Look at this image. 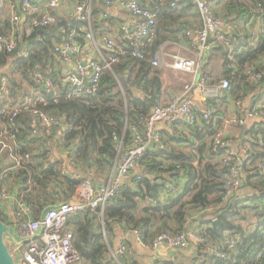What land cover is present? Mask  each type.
Returning a JSON list of instances; mask_svg holds the SVG:
<instances>
[{"label":"trees","instance_id":"obj_1","mask_svg":"<svg viewBox=\"0 0 264 264\" xmlns=\"http://www.w3.org/2000/svg\"><path fill=\"white\" fill-rule=\"evenodd\" d=\"M94 1L89 20L74 26L78 37H72L68 27L55 20L46 27L34 28L41 18L34 13L26 15L24 28L30 32L22 35L24 52L19 54L18 48L12 54L0 51V67L9 65L7 72L0 74V98L4 99L0 103V132L6 143V148L0 151V173L5 172L7 191H15V200L30 209L33 220L39 219L47 207L70 201L83 180L78 174H63L60 168L63 160L50 163V145L66 148L70 165L83 175L90 172L94 186H106L123 152L133 145L136 133L142 135L145 119L161 99L162 73L152 65L155 52L171 38L174 29L177 31L174 22L180 21L185 12H190L193 21H199L192 0H142V8L157 14L153 37L140 41L142 58L132 56L129 42L124 39L119 44L122 54L110 69L102 71L95 95L69 97L70 85L52 68L54 48L71 40L81 46L80 56H84L85 32L79 28L90 26L96 38L105 35L106 21L98 17L104 13L106 0ZM207 2L214 5L215 15L228 22L231 29L210 34L208 42L212 48L204 54L200 72L206 85L214 86L225 80L229 86L221 97L205 99L210 119L193 125L179 122L176 134L163 128L162 146L148 148L142 154L135 165L139 173L132 169V179L124 181L103 208L67 219L72 246L80 256L79 264H110L106 256L117 230L138 232L147 246L159 234L177 236L193 230L210 246L218 245L225 254V259H216L206 252L205 245H197L196 257L166 264H264V120L249 128L241 126L240 140L234 144L246 148L247 158L237 167L240 187L232 194L227 192V183L236 160L224 165L220 161L222 151H214L213 147L226 100L238 102L264 88V0ZM11 30V23L7 22L0 27V35L8 36ZM187 32L184 27L182 36L190 43ZM36 73L52 80L50 92L35 78ZM257 74L261 79L254 82L251 76ZM88 81L89 77L85 79L86 85ZM40 95L45 102L31 106L30 102ZM34 110L57 120L59 125L52 126L49 133L35 126ZM179 125L185 131L180 132ZM54 137H58L57 141H53ZM3 153L10 155L11 165H2ZM169 187L167 196L160 200ZM2 201L0 220L9 225L14 216L5 212ZM191 210L197 213V229L186 226ZM213 220H218L221 226H216ZM232 236L238 241L235 250L229 251L222 242ZM126 264L132 263L128 260Z\"/></svg>","mask_w":264,"mask_h":264},{"label":"built area","instance_id":"obj_2","mask_svg":"<svg viewBox=\"0 0 264 264\" xmlns=\"http://www.w3.org/2000/svg\"><path fill=\"white\" fill-rule=\"evenodd\" d=\"M4 1L0 0V4L4 3ZM62 2L63 0H48L47 5L51 9H56ZM192 2L200 16V26L188 31L186 35L190 38L193 48H199V50L195 52V60L175 56L171 67L176 71L199 75L202 58L212 48V44L208 42L210 34H219L223 30H230L231 26L213 13L212 7L207 0H192ZM105 5H115L123 8L137 19L135 27L123 29L122 34L129 42L132 56L142 58V54L139 51L140 41L144 38L150 39L153 37L157 24V14L140 7L134 0H106ZM35 12L36 8L33 7L31 0L21 1L18 10L12 14L10 35H0V51L8 54L16 52L15 31H17V25L20 23L22 16L31 15ZM76 12L77 16H79L76 23L89 19V12H84L81 5L77 6ZM52 21V18L46 15L34 23V28L46 27ZM89 27H80L79 29L85 32V37L89 39L91 45H94V55L97 58L87 59V57L80 56L81 46L71 40L62 41L54 48L55 55L72 67V70L67 71V77L64 80L70 85L69 97L95 95L102 71L110 69L112 64L118 61V56L122 54L121 46L111 36L103 35L100 38H96ZM73 32H75V28ZM157 64L156 61L152 63L153 66H157ZM87 77H89L88 85L85 82ZM35 78L43 82V87L47 92L53 89L51 79H44L38 73L35 74ZM251 79L254 82H258L261 79V75H252ZM228 86L229 84L225 80L213 86L206 85L204 79H200L197 83L186 84L180 94L168 104L162 105L159 103L155 106L144 121L145 130L142 135L135 134L133 145L123 152L120 163L106 186H94L93 176L89 172L84 175L83 180L77 186L74 200L57 202L43 212L39 219L35 220L30 219V209L13 198L15 207L13 214L14 229L13 233H10V225H8L9 233L5 239L15 264H79L80 256L72 246L73 236L67 228V219L80 212L103 208L105 203L117 192L119 186L124 181L132 179L130 172L132 169H136V162L142 154L148 148L162 146L160 135L162 129L160 127L167 130L170 134H176V124L179 122L193 125L194 123L210 119L211 112L208 109L199 110L194 96L195 92H200L203 99H216L222 96L223 90H227ZM43 102H45L44 97L40 95L30 102V105L34 106ZM237 105L239 106V104ZM16 113L17 111L14 110L12 116L15 117ZM32 113L36 116L33 124L41 126L47 133H49L52 126L59 125L57 120L37 110ZM246 118L264 120V99L257 106L255 105L251 110L247 111L245 118L233 117L227 119L223 124V130L219 131L213 140L214 151H222L220 161L224 165H227L231 159L236 160V165L230 168L229 181L227 183L228 194L236 192L240 187V170L237 167L247 158V150L243 146L236 147L231 140H224L223 132L231 124H245ZM133 131L136 132L135 129ZM2 138L3 134L0 132V151L6 148V143L2 141ZM61 172L63 174L68 173L63 166L61 167ZM136 172L139 173L138 171ZM4 178L5 174L0 173V200L7 199L9 194L4 185ZM15 234L20 237L19 241L15 240ZM133 234L141 247L158 249L165 246L172 250L184 251L189 246L205 245V250L209 255H213L216 259H225V254L218 245L210 246L204 237L193 230H187L177 236H171L166 233L159 234L152 239L149 246L143 243L138 232L135 231ZM237 241L238 238L232 236V238H226L222 245L229 251H234ZM119 253L120 255L125 254L126 249L124 247L120 248Z\"/></svg>","mask_w":264,"mask_h":264},{"label":"crops","instance_id":"obj_3","mask_svg":"<svg viewBox=\"0 0 264 264\" xmlns=\"http://www.w3.org/2000/svg\"><path fill=\"white\" fill-rule=\"evenodd\" d=\"M21 1L22 0H5L4 3L0 4V27L4 26V24L7 22L11 23L12 14L14 11L18 10ZM47 1L48 0H31L33 7L36 8V12L34 15H39L41 18L46 15H49L53 21L54 20L59 21L60 26L62 25L63 27L64 24L69 26L72 20L77 21V19H79V16H77V12H76V8L78 5H81L83 7V10L84 11L86 10L85 12H89L90 14L91 4H92V0H63V2L60 3V5L56 9H51L48 7ZM134 1H136V3L137 1L140 2L142 6L144 5V2H142V0H134ZM210 6L212 7V11L214 13V9H215L214 5L211 4ZM103 7H104V13L101 15V17H98V20L106 21L103 22L106 29L105 35L111 36L118 44H122L123 40L125 39L123 37L122 30L125 28H130V29L134 28L137 19H135L127 10L120 8L118 6L115 5L106 6L104 4ZM26 21H27V16H22L20 23L17 25L18 39L16 38V41L17 42L19 41V43H17L19 54H22L24 52V47L26 45L24 44L22 35H24V33L28 35L30 32L28 30L26 31V28H24ZM199 21H200V16H199ZM199 21H193L190 12L188 11L185 12L181 16L180 21L174 22L175 23L174 25L177 27V31L176 29H174L175 33L171 35V38L165 41L155 52L154 61H156L158 65L154 67H156L158 70L161 71L162 80H163L162 95L159 101V103L162 105L168 104L170 101H172V99H174L177 95H179L182 88L186 84L192 82L197 83L200 79L204 78L202 77L201 72H199V75H192L185 72L176 71L171 67L172 61L175 56H180L185 58H192L194 56L195 58V52L199 50V48L194 49L193 45L191 44V40L190 43H188L187 40L182 36V33L184 27H186L187 31H192L196 29L199 26ZM179 28L181 29L178 31ZM225 31H229V30H225ZM21 45H23V47ZM83 52L85 55L82 57H87V59L91 58L92 53L95 52L94 45L90 44L88 48H85L83 45ZM53 58L54 61L52 68H54V71L60 73L63 79L65 80V78L67 77V71L72 70V67L68 65L66 62L59 59L56 55ZM92 58L93 59L97 58V56L94 55ZM8 66L9 65L7 64L5 66L0 67V74L7 72L6 67ZM194 96L196 103L199 107V110L207 109L206 108L207 103L205 99L202 98L201 93L195 92ZM263 98H264V88H262V90H260L256 94H249L247 97H245L244 99L238 102H235L234 100L228 98L224 103L223 107L221 108V118L220 117L219 118L222 121V124L219 131L223 130L224 127L223 124L227 119L233 117L245 118L247 111L251 110L252 107H254L255 105L257 106V104L261 102ZM3 101L4 99L0 98V103H3ZM237 104H239V106ZM260 120H261L260 118H246L245 124H243L244 126L231 124L223 132V136L231 140L233 143H237V141L240 140L242 134L241 128L242 127L249 128L252 126L253 123L259 122ZM178 128L179 130H181L180 132L185 131V128L182 125H179ZM61 129L64 130V126ZM160 129L163 128L160 127ZM57 139L58 137H54L53 141H57ZM61 147L62 146L58 148L57 146L50 145V153L48 156L50 163H57L59 160H63L61 162V167L63 166L67 170L68 175L78 174L80 176H84L83 175L84 173L80 169H77L76 166L74 165L73 166L70 165V162L66 159L67 158L66 148H61ZM3 156L4 157L2 158L3 160L2 165L4 166L11 165L10 155H7V153L6 154L3 153ZM135 170L138 171V169ZM169 190L170 188L164 191L160 195L159 199L163 200L167 196ZM8 193H9L8 198L3 200L2 203L5 206V212L9 216L13 217L14 208H15L13 201L15 199L16 194L14 190H8ZM74 195H75V191H74ZM74 195L70 201L74 200ZM46 209H44V211ZM196 216L197 213L191 210L190 215L187 218V222H186V226L188 228L190 227L193 229H197V224L195 222ZM106 243H108L107 239H106ZM110 243L111 246L108 247V252L106 256V261L110 262V264H126L128 260L132 264H166L174 260H178L182 262L186 260L185 257L197 256V249L195 246H189V248L184 251L172 250L165 246L160 247L158 249L141 247V245H138L136 236L133 234L132 231L117 230L115 232V237L113 239L111 238ZM122 247L126 249V253H127L122 255L125 259L124 263L120 262L118 258L120 256L119 250Z\"/></svg>","mask_w":264,"mask_h":264},{"label":"water","instance_id":"obj_4","mask_svg":"<svg viewBox=\"0 0 264 264\" xmlns=\"http://www.w3.org/2000/svg\"><path fill=\"white\" fill-rule=\"evenodd\" d=\"M139 6H142V4L140 2H138ZM76 24L75 20H72L71 23L68 25L64 24V27H68V31L69 33H71V36L76 38L78 37L75 32H73L74 26ZM83 42H84V47L88 48V46L90 45V41L88 38L84 37L83 38ZM23 47V45H21ZM95 53H92V57L94 56ZM91 57V58H92ZM85 65V63H83ZM213 223L216 226H221V223L218 220H214ZM9 233V226L8 224L2 222L0 220V264H15L12 256L10 255L9 249L7 247V242L5 237L8 235ZM120 262L124 263L125 259L122 255H120L119 257Z\"/></svg>","mask_w":264,"mask_h":264},{"label":"rangeland","instance_id":"obj_5","mask_svg":"<svg viewBox=\"0 0 264 264\" xmlns=\"http://www.w3.org/2000/svg\"><path fill=\"white\" fill-rule=\"evenodd\" d=\"M183 58H185V57H183ZM190 60H195V58H194V56L192 57V58H189ZM158 65V64H157ZM264 99V98H263ZM115 170H116V168H114L113 169V171H112V174L113 173H115ZM84 177V176H83ZM100 185H102V186H105L104 184H100ZM14 221V220H13ZM13 221H12V223L11 224H9L10 225V233L12 232L13 233V229H14V223H13ZM15 236V240L16 241H19L20 240V237L18 236V235H14ZM6 242H7V240H6ZM10 248V247H9ZM10 251H11V248H10Z\"/></svg>","mask_w":264,"mask_h":264},{"label":"clouds","instance_id":"obj_6","mask_svg":"<svg viewBox=\"0 0 264 264\" xmlns=\"http://www.w3.org/2000/svg\"><path fill=\"white\" fill-rule=\"evenodd\" d=\"M214 221V220H213Z\"/></svg>","mask_w":264,"mask_h":264}]
</instances>
